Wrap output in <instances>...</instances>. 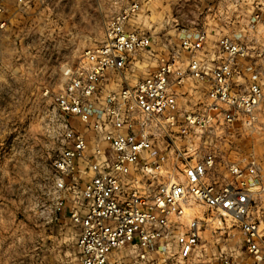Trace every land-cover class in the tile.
Wrapping results in <instances>:
<instances>
[{
  "label": "built area",
  "instance_id": "built-area-1",
  "mask_svg": "<svg viewBox=\"0 0 264 264\" xmlns=\"http://www.w3.org/2000/svg\"><path fill=\"white\" fill-rule=\"evenodd\" d=\"M140 9L132 1L105 15L104 41L68 69V81L54 96L49 121L62 147L54 163V213L65 207L64 193L75 192L70 218L80 231L77 257L68 264H126L129 256L132 264H162L161 258L164 264H264V209L253 211L264 202V166L252 155L235 162L222 158L216 144L202 146L219 129L256 127L264 103V51L237 33L222 34L211 48L207 30L198 29L183 30L180 44L158 55L151 34L129 28ZM5 13L0 3V37L9 27ZM261 22L262 13H253L248 27ZM141 52L157 58L158 68L132 85L122 76L121 87L113 88L108 75L129 70ZM187 81L208 92L184 109ZM77 123L94 130V142ZM195 205L211 213L201 216ZM228 221L240 229L242 251L206 259V225ZM226 240L236 247L231 234Z\"/></svg>",
  "mask_w": 264,
  "mask_h": 264
},
{
  "label": "rangeland",
  "instance_id": "rangeland-1",
  "mask_svg": "<svg viewBox=\"0 0 264 264\" xmlns=\"http://www.w3.org/2000/svg\"><path fill=\"white\" fill-rule=\"evenodd\" d=\"M123 1L141 3L129 28L151 34L158 55L167 47H177L183 30L198 29L207 30L211 48L222 34L237 33L255 51H264V0H242L239 6L224 7L219 0H191L187 10L174 8L182 0ZM114 2L117 0H46L44 4L23 6L17 0H0L9 20L0 37V264H68L77 257L80 231L70 218L76 193H64L65 207L54 213L58 206L53 189L54 163L62 147L49 118L55 94L68 81V69H74L88 49L104 41L105 15L120 9L109 8ZM259 11L262 22L249 29L251 15ZM184 17L190 22L176 21ZM132 61L124 73L108 75L113 88L121 87L122 76L131 85L136 83L156 70L159 62L146 52L137 53ZM259 62L264 73V59ZM207 92V86L187 81L181 90L182 107L198 105ZM98 97L95 105L100 108L106 91ZM258 114L256 127L236 124L230 130L219 129L201 145L207 150L216 144L222 158L235 162L252 155L264 166V103ZM77 126L94 142V130L83 123ZM263 209L261 201L253 211L259 214ZM193 211L201 216L211 213L204 205H195ZM205 229L201 251L206 259L221 252L242 251V234L232 221L209 223ZM229 234L236 241L234 248L227 245ZM153 256L157 260L160 257ZM159 261L164 264L162 258ZM132 262L129 256L126 264Z\"/></svg>",
  "mask_w": 264,
  "mask_h": 264
},
{
  "label": "crops",
  "instance_id": "crops-1",
  "mask_svg": "<svg viewBox=\"0 0 264 264\" xmlns=\"http://www.w3.org/2000/svg\"><path fill=\"white\" fill-rule=\"evenodd\" d=\"M124 4H125V2L123 0H117V2H114V4L109 6V8H111V6L115 7V8H121ZM191 4H192L191 0H184V1L182 0L181 2H179V4L177 6L174 5V8H176V9L180 8L182 10H187V9H189V7H191ZM115 10H119V9H115ZM109 13H111V12H109ZM176 21L181 22L182 24L185 22H190V20L186 19V17L181 18V19L177 18ZM247 76H248V79H252L251 74H248Z\"/></svg>",
  "mask_w": 264,
  "mask_h": 264
}]
</instances>
